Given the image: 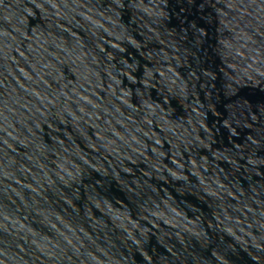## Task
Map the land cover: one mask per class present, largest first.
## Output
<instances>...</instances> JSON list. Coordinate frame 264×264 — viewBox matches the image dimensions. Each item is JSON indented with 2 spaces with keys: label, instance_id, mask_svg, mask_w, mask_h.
<instances>
[{
  "label": "water",
  "instance_id": "obj_1",
  "mask_svg": "<svg viewBox=\"0 0 264 264\" xmlns=\"http://www.w3.org/2000/svg\"><path fill=\"white\" fill-rule=\"evenodd\" d=\"M264 0H0V264H237Z\"/></svg>",
  "mask_w": 264,
  "mask_h": 264
}]
</instances>
